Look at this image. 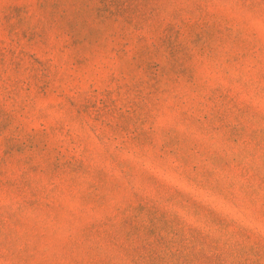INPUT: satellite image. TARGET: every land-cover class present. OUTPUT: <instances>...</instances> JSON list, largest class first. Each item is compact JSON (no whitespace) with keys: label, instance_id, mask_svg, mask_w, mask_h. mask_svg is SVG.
Masks as SVG:
<instances>
[{"label":"rangeland","instance_id":"1","mask_svg":"<svg viewBox=\"0 0 264 264\" xmlns=\"http://www.w3.org/2000/svg\"><path fill=\"white\" fill-rule=\"evenodd\" d=\"M0 264H264V0H0Z\"/></svg>","mask_w":264,"mask_h":264}]
</instances>
